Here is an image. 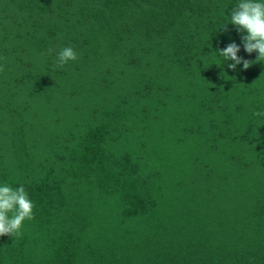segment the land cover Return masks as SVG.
Masks as SVG:
<instances>
[{
  "label": "trees",
  "instance_id": "1",
  "mask_svg": "<svg viewBox=\"0 0 264 264\" xmlns=\"http://www.w3.org/2000/svg\"><path fill=\"white\" fill-rule=\"evenodd\" d=\"M238 3L0 0V184L35 205L0 264H264V62L215 54L256 60Z\"/></svg>",
  "mask_w": 264,
  "mask_h": 264
},
{
  "label": "clouds",
  "instance_id": "2",
  "mask_svg": "<svg viewBox=\"0 0 264 264\" xmlns=\"http://www.w3.org/2000/svg\"><path fill=\"white\" fill-rule=\"evenodd\" d=\"M228 24L234 25L239 33H246L241 37L246 53H258L255 61H249L238 55L241 49L236 43H230L215 52L223 62L232 61L228 68L235 71L242 64L243 70H248L254 63L264 62V0H239L231 10L229 22L222 26L225 31ZM78 59L79 54L74 48L64 47L57 54L56 64L62 69ZM4 71L0 64V73ZM254 115L264 113L255 112ZM34 209L35 205L23 185L13 188L7 183L0 184V237L21 238L26 223L35 219Z\"/></svg>",
  "mask_w": 264,
  "mask_h": 264
}]
</instances>
